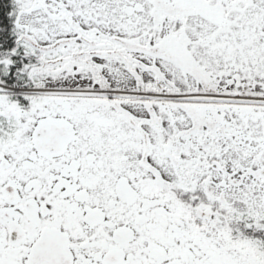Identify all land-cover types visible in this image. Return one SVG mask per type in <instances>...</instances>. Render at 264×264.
Returning <instances> with one entry per match:
<instances>
[{
    "label": "snow or ice",
    "instance_id": "1",
    "mask_svg": "<svg viewBox=\"0 0 264 264\" xmlns=\"http://www.w3.org/2000/svg\"><path fill=\"white\" fill-rule=\"evenodd\" d=\"M0 264H264V0H0Z\"/></svg>",
    "mask_w": 264,
    "mask_h": 264
}]
</instances>
